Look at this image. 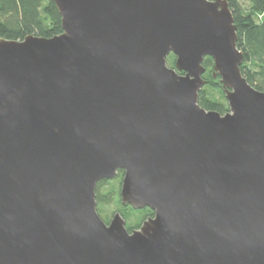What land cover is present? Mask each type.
Instances as JSON below:
<instances>
[{
  "label": "water",
  "instance_id": "water-1",
  "mask_svg": "<svg viewBox=\"0 0 264 264\" xmlns=\"http://www.w3.org/2000/svg\"><path fill=\"white\" fill-rule=\"evenodd\" d=\"M52 1L60 34L0 38V264H264V92L227 0ZM118 170L154 213L130 232L96 212Z\"/></svg>",
  "mask_w": 264,
  "mask_h": 264
},
{
  "label": "trees",
  "instance_id": "trees-1",
  "mask_svg": "<svg viewBox=\"0 0 264 264\" xmlns=\"http://www.w3.org/2000/svg\"><path fill=\"white\" fill-rule=\"evenodd\" d=\"M227 5L234 19L236 30V48L243 55L240 65L242 76L248 83L264 92V0H227ZM61 17L52 0H0V38L20 41L26 36L52 38L62 32ZM174 56L167 58L168 65L173 67ZM205 73L203 78L206 84L198 92L197 104L207 111H217L224 115L228 111V104L224 99L220 81L212 78L213 61L204 58ZM124 171H117L115 180L119 186L102 193L101 189L109 185L111 180H101L95 188V202L97 209L116 199H120L121 180ZM113 179V178H112ZM130 206L121 208L123 217L128 218ZM138 213L135 226H129L128 231L135 230L145 221L146 216H152L151 210H135ZM135 228V229H133Z\"/></svg>",
  "mask_w": 264,
  "mask_h": 264
},
{
  "label": "rangeland",
  "instance_id": "rangeland-1",
  "mask_svg": "<svg viewBox=\"0 0 264 264\" xmlns=\"http://www.w3.org/2000/svg\"><path fill=\"white\" fill-rule=\"evenodd\" d=\"M239 2L245 3V0H239ZM167 58H166V62H167ZM167 66L169 68H171L168 65V62H167ZM118 184H119L118 179L115 180V178H113L109 185H105L102 187L101 192L104 193L107 190L112 189V187H114V186L117 187V186H119ZM116 198L117 197H115L114 200L111 201L110 203L105 204L102 207L97 209L98 214L100 215V218L102 219V221H104L105 223H108L113 218L114 213H118L123 218L124 225H126V228H128L129 226H132V227L135 226V222L138 221L137 220V217L139 216L138 213L134 212V210L128 209L127 210L129 212L128 218L123 217V215L121 214L120 211H121V208H124V207L120 204V199L117 200ZM133 229H135V228H133ZM136 229H138V228H136Z\"/></svg>",
  "mask_w": 264,
  "mask_h": 264
},
{
  "label": "flooded vegetation",
  "instance_id": "flooded-vegetation-1",
  "mask_svg": "<svg viewBox=\"0 0 264 264\" xmlns=\"http://www.w3.org/2000/svg\"><path fill=\"white\" fill-rule=\"evenodd\" d=\"M142 210H143V209H142ZM96 212H97V215H99V214H98V211H97V206H96ZM153 216H154V214H153L152 216H146V219H147L148 217H153ZM99 217H100V215H99ZM146 219H145V220H146ZM101 220H102V219H101ZM138 228H139V227H138ZM135 230H136V229H135Z\"/></svg>",
  "mask_w": 264,
  "mask_h": 264
}]
</instances>
